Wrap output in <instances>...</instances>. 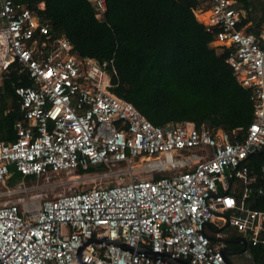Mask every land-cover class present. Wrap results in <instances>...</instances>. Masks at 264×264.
<instances>
[{
	"label": "built area",
	"instance_id": "built-area-1",
	"mask_svg": "<svg viewBox=\"0 0 264 264\" xmlns=\"http://www.w3.org/2000/svg\"><path fill=\"white\" fill-rule=\"evenodd\" d=\"M89 1L101 20L106 1ZM194 15L250 92L247 128L153 125L112 93V59L74 55L37 11L0 0V85L12 71L32 81L11 83L22 119L14 123L15 140L0 141V184L12 168L24 178L89 169L128 178L36 203L0 204V264H171L140 248L188 264H229L207 231L215 221L249 247L264 245V160L250 168L252 155H264V23L248 32L236 0H206Z\"/></svg>",
	"mask_w": 264,
	"mask_h": 264
},
{
	"label": "trees",
	"instance_id": "trees-1",
	"mask_svg": "<svg viewBox=\"0 0 264 264\" xmlns=\"http://www.w3.org/2000/svg\"><path fill=\"white\" fill-rule=\"evenodd\" d=\"M18 1L50 21L53 37L64 38L74 55L99 62L112 59V93L133 104L153 125L191 122L197 128L229 132L251 124L250 92L237 82L225 63L226 54L210 46L213 35L194 15L200 0H105L101 20L89 0ZM236 1L247 13L243 23L251 22L247 31L256 33L264 23V7L260 4L257 17L253 0ZM40 3L43 11L38 9ZM12 82L31 85L26 75L15 71L3 80L2 100L13 101V110L6 115L1 111V128L9 140L15 139L12 127L21 118ZM251 159L255 162L250 168L256 171L264 155L254 154ZM260 207L259 201L256 208ZM251 254L255 264H264V245L252 247Z\"/></svg>",
	"mask_w": 264,
	"mask_h": 264
},
{
	"label": "rangeland",
	"instance_id": "rangeland-1",
	"mask_svg": "<svg viewBox=\"0 0 264 264\" xmlns=\"http://www.w3.org/2000/svg\"><path fill=\"white\" fill-rule=\"evenodd\" d=\"M200 2L201 5H204L206 0H200ZM253 4L254 7L252 6V9L254 12H252L259 17L261 13L260 4L264 7V0H260L259 3L253 0ZM10 172L12 175L8 180L15 183L11 185L7 180L3 184H0V204L6 202L20 204L26 201L36 203L46 198L52 199L58 195L88 191L93 188L109 187L128 181L127 176L119 179L113 175H107L111 172L109 169H94V171L84 174L77 171H64L63 173L51 174L38 179L34 176L24 178L13 168ZM154 176L161 177L166 176V174H154ZM11 189H14V192L7 194L8 190ZM229 230L230 228H227L222 230V232L226 234L230 232ZM229 260L234 264L238 262L250 264L253 257L250 252H246L239 255H229Z\"/></svg>",
	"mask_w": 264,
	"mask_h": 264
},
{
	"label": "crops",
	"instance_id": "crops-1",
	"mask_svg": "<svg viewBox=\"0 0 264 264\" xmlns=\"http://www.w3.org/2000/svg\"><path fill=\"white\" fill-rule=\"evenodd\" d=\"M200 6H202V5L200 4ZM240 10L242 12L243 19H245V17L247 16L246 11L243 10V9H240ZM247 23H248V25H251V22H247ZM248 27H250V26H248ZM4 78H6V77H3L1 85H0V96L3 93L2 85H3ZM31 85H32V81H31ZM14 97H15V103L18 106L17 98H16L15 95H14ZM11 110H13V101L11 99L2 100V96H1V104H0V141L12 142V141L15 140V139L9 140L10 135L6 132L5 128L4 129L1 128V125L3 124V116H2L1 111H3V114L6 115ZM18 113L20 114L19 110H18ZM21 119H22V115H21V118L18 119V120H21ZM18 120H16V121H18ZM13 127H14V124H13ZM13 127H12V130H13V133H14L15 138H16V134H15V131H14ZM258 202L256 203V205L258 204ZM227 228H230V227H228L226 225L222 226L217 221H215V222H213V223H211L209 225L207 231L210 234V238H211L212 244L221 245L222 248H226L227 251L229 252V254L227 255L228 260H229V255H233V254L239 255V254H243V253H246V252H250L251 253V248L252 247H249L247 242L245 240H243V238L239 237L238 233L234 229L230 228V230H229L230 232L226 233V234L222 232V230L227 229ZM216 234H221L223 238L217 239ZM241 240L245 241L246 244H247L246 249H245L244 252H240L242 250V248H243V245L240 242ZM230 250H233V251H230ZM229 262L231 264H234L230 260H229ZM235 264H244V263L238 262V263H235ZM250 264H255L254 260H252Z\"/></svg>",
	"mask_w": 264,
	"mask_h": 264
},
{
	"label": "water",
	"instance_id": "water-1",
	"mask_svg": "<svg viewBox=\"0 0 264 264\" xmlns=\"http://www.w3.org/2000/svg\"><path fill=\"white\" fill-rule=\"evenodd\" d=\"M91 241H92V240H91ZM93 241H94V242H99L100 240L94 239ZM89 242H90V241H89ZM240 242H241L242 245H243V248H242V250H241L240 252H244L245 249H246L247 244H246L245 241H242V240H241ZM115 244L119 245L121 248H126V249H128V250H133L132 248H129V247L123 245V244H120L119 242H115ZM136 252H137V253H141V254H143L144 256L150 257V258H152V259H155V260L159 259V260H162V261H164V262L171 263V264H188L186 261H182V260H180V259H174V258H171L169 255L160 254V253H155V252L151 251L150 249H143V248H140V249H137ZM221 253H222L224 259H225L229 264H231V263L229 262L228 258H227V255L229 254V252L227 251V249H226V248H222V249H221Z\"/></svg>",
	"mask_w": 264,
	"mask_h": 264
}]
</instances>
